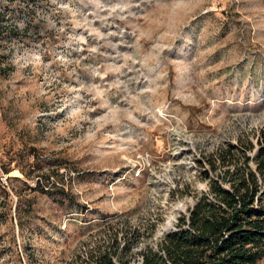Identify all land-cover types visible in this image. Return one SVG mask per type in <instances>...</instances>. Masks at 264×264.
<instances>
[{
    "label": "rangeland",
    "instance_id": "obj_1",
    "mask_svg": "<svg viewBox=\"0 0 264 264\" xmlns=\"http://www.w3.org/2000/svg\"><path fill=\"white\" fill-rule=\"evenodd\" d=\"M0 7V264L73 263L117 221L154 244L196 160L264 126V0Z\"/></svg>",
    "mask_w": 264,
    "mask_h": 264
},
{
    "label": "trees",
    "instance_id": "obj_2",
    "mask_svg": "<svg viewBox=\"0 0 264 264\" xmlns=\"http://www.w3.org/2000/svg\"><path fill=\"white\" fill-rule=\"evenodd\" d=\"M7 21V11L0 7V27ZM196 163L206 189L179 214L172 230L150 245L141 238L152 237L155 224L109 223L103 238L69 264H256L263 259L264 126L255 143L245 136ZM11 164L2 161V171L9 173Z\"/></svg>",
    "mask_w": 264,
    "mask_h": 264
},
{
    "label": "water",
    "instance_id": "obj_3",
    "mask_svg": "<svg viewBox=\"0 0 264 264\" xmlns=\"http://www.w3.org/2000/svg\"><path fill=\"white\" fill-rule=\"evenodd\" d=\"M172 229H173V227H172V228L169 227V228L166 230V233L169 232V231L172 230Z\"/></svg>",
    "mask_w": 264,
    "mask_h": 264
}]
</instances>
